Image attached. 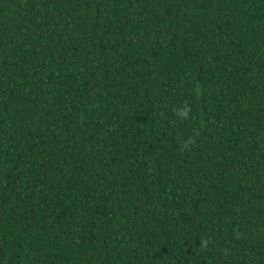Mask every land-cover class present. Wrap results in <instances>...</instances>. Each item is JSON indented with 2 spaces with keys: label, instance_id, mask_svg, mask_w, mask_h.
Listing matches in <instances>:
<instances>
[{
  "label": "trees",
  "instance_id": "obj_1",
  "mask_svg": "<svg viewBox=\"0 0 264 264\" xmlns=\"http://www.w3.org/2000/svg\"><path fill=\"white\" fill-rule=\"evenodd\" d=\"M0 264H264V0H0Z\"/></svg>",
  "mask_w": 264,
  "mask_h": 264
}]
</instances>
